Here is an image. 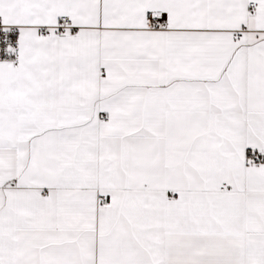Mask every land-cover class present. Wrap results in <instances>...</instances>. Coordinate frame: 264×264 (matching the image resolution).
Here are the masks:
<instances>
[{
    "label": "snow or ice",
    "instance_id": "1",
    "mask_svg": "<svg viewBox=\"0 0 264 264\" xmlns=\"http://www.w3.org/2000/svg\"><path fill=\"white\" fill-rule=\"evenodd\" d=\"M0 264H264V0H0Z\"/></svg>",
    "mask_w": 264,
    "mask_h": 264
}]
</instances>
